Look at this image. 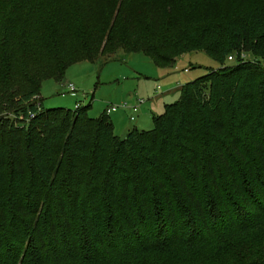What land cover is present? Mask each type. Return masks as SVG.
<instances>
[{
	"label": "trees",
	"instance_id": "16d2710c",
	"mask_svg": "<svg viewBox=\"0 0 264 264\" xmlns=\"http://www.w3.org/2000/svg\"><path fill=\"white\" fill-rule=\"evenodd\" d=\"M118 51L220 67L125 137L46 109ZM0 264H264V0H0Z\"/></svg>",
	"mask_w": 264,
	"mask_h": 264
},
{
	"label": "rangeland",
	"instance_id": "374dc122",
	"mask_svg": "<svg viewBox=\"0 0 264 264\" xmlns=\"http://www.w3.org/2000/svg\"><path fill=\"white\" fill-rule=\"evenodd\" d=\"M219 67L204 52H189L178 57L173 65L157 66L143 53L128 56L118 51L114 60L104 58L95 64L83 62L71 66L62 83L45 81L41 97L46 109L75 110L77 104L82 107L91 104L89 116L92 118H98L108 106L117 107L119 110L110 115L114 132L125 137L127 130L133 128L153 129L152 115H161L167 104L178 101L181 86ZM67 83L75 86V93H68ZM139 101L143 104L137 113L124 108ZM131 116L135 121H131ZM180 223L186 232L190 231L185 216Z\"/></svg>",
	"mask_w": 264,
	"mask_h": 264
},
{
	"label": "built area",
	"instance_id": "2783aa9c",
	"mask_svg": "<svg viewBox=\"0 0 264 264\" xmlns=\"http://www.w3.org/2000/svg\"><path fill=\"white\" fill-rule=\"evenodd\" d=\"M230 60H232V58H230ZM66 90H68V93H75L76 92L75 86L73 84H71V83H67ZM142 104H143V101H139V102H136V104L133 105V106H126L124 108L132 110L133 113H137L139 111V106L142 105ZM118 110H119V108H117V107L109 106L107 112L109 114H112V113L117 112ZM130 119H131V121H135V117L134 116H131Z\"/></svg>",
	"mask_w": 264,
	"mask_h": 264
},
{
	"label": "crops",
	"instance_id": "0c3cea01",
	"mask_svg": "<svg viewBox=\"0 0 264 264\" xmlns=\"http://www.w3.org/2000/svg\"><path fill=\"white\" fill-rule=\"evenodd\" d=\"M179 89H180V88H179ZM152 118H153V115H152ZM130 130H131V129H130ZM130 130H127V132L130 131ZM126 134H127V133H126Z\"/></svg>",
	"mask_w": 264,
	"mask_h": 264
}]
</instances>
